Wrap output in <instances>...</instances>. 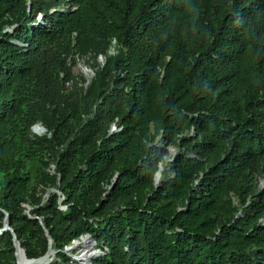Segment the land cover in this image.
I'll return each mask as SVG.
<instances>
[{
    "label": "trees",
    "instance_id": "16d2710c",
    "mask_svg": "<svg viewBox=\"0 0 264 264\" xmlns=\"http://www.w3.org/2000/svg\"><path fill=\"white\" fill-rule=\"evenodd\" d=\"M262 179L264 0H0V264H264Z\"/></svg>",
    "mask_w": 264,
    "mask_h": 264
},
{
    "label": "rangeland",
    "instance_id": "374dc122",
    "mask_svg": "<svg viewBox=\"0 0 264 264\" xmlns=\"http://www.w3.org/2000/svg\"><path fill=\"white\" fill-rule=\"evenodd\" d=\"M56 12H58L57 9H52L50 11V14L53 15V14H56ZM38 19H39V21H43V20H45V16L41 15V16H39ZM109 54L111 56L118 54V47L115 43H113V46H112ZM106 60H107V58L105 56H100L98 58H94V56H92V55H87V56L76 55L73 58V63H74L73 73H74V76L77 77L79 80L82 79L83 82L80 85L81 88H83L85 90H87L89 88V86L91 85L93 80L96 78V74H97L98 70L100 68H103V66L105 65ZM66 87L68 90H72L73 82L67 83ZM37 127H40L42 129V132L40 133L38 130L33 128V134L35 136L42 137V136H45L47 134L46 128H44L41 124H38ZM113 129H114V126L112 127V131H115ZM171 153L176 154V150L172 149ZM52 169H53V171L55 170L54 166H52ZM162 170H163V168H162ZM160 173L164 176V172H160ZM163 179H164V177H163ZM162 180L159 183L157 182V184H160L162 182ZM261 185H262V188H264V179L261 180ZM50 193H57L58 195H61V193L59 191L55 192V191L51 190L48 194L45 195V199H48L50 197ZM62 209L65 210V208H62ZM30 210H31V208H30ZM27 213H29V212H27ZM85 241H87L89 243V245L91 244V246L93 248L92 251L90 250L91 247L85 248V245H83V243ZM73 246L75 247V249L70 251V252H67L71 258L81 259L84 257L85 251H91L94 254H96L97 256L95 258H97L101 254V252L98 250L96 243L93 240H88L86 237H84L81 241L75 242L73 244ZM95 258H92L89 256L86 262L83 260H81V262H83L85 264H92V261ZM51 261H52V259H51Z\"/></svg>",
    "mask_w": 264,
    "mask_h": 264
},
{
    "label": "water",
    "instance_id": "95a60500",
    "mask_svg": "<svg viewBox=\"0 0 264 264\" xmlns=\"http://www.w3.org/2000/svg\"><path fill=\"white\" fill-rule=\"evenodd\" d=\"M162 174L159 172L158 174H157V176H156V183H157V179H158V177L159 176H161ZM53 191H57V190H53ZM263 224H264V221L262 222ZM4 231H9V232H11L12 233V235H13V241H14V245H15V249H16V258H17V264H18V253H19V250H22L23 251V253H24V255H25V257L27 258V256H26V253H25V250L21 247V245H20V242L18 241V239H17V236H16V233L14 232V230L10 227V225H9V220L7 219L6 221H5V229H4ZM47 236L49 237V239H50V243H51V245H52V239L50 238V236H49V234H48V232H47ZM86 238L88 239V240H93L92 239V237L91 236H86ZM83 239V238H82ZM75 249V247L72 245V246H70V247H68L67 249H66V252H70V251H72V250H74ZM55 254V252L53 251V250H50L44 257H42V258H40V259H33V260H31V259H28L30 262H31V264H48V263H50V259H49V255L50 254ZM75 260H77V261H80L81 262V259H78V258H74ZM83 264H85V263H83Z\"/></svg>",
    "mask_w": 264,
    "mask_h": 264
},
{
    "label": "bare ground",
    "instance_id": "6f19581e",
    "mask_svg": "<svg viewBox=\"0 0 264 264\" xmlns=\"http://www.w3.org/2000/svg\"><path fill=\"white\" fill-rule=\"evenodd\" d=\"M36 130H38L40 133L42 132V129L41 128L36 127ZM162 179H163V175H161V176L158 177L157 182L159 183ZM83 245H85V248H90L91 247L90 250L92 251L93 248H92L91 244L89 245V243L87 241H85L83 243ZM91 251H85L84 252L85 255H84L83 258H81V260H83V261L86 262L89 256L92 257V258H95L97 255L94 254ZM53 257H54V254L51 253L49 255V259L51 260ZM18 264H31V262L25 257V255H24V253H23L22 250H19V253H18Z\"/></svg>",
    "mask_w": 264,
    "mask_h": 264
},
{
    "label": "built area",
    "instance_id": "2783aa9c",
    "mask_svg": "<svg viewBox=\"0 0 264 264\" xmlns=\"http://www.w3.org/2000/svg\"><path fill=\"white\" fill-rule=\"evenodd\" d=\"M36 127H37V126H35L34 128L36 129ZM38 128H40V127H38ZM113 130H115V132H116V131H118L119 129L117 128L116 125H114V129H113ZM113 132H114V131H113Z\"/></svg>",
    "mask_w": 264,
    "mask_h": 264
}]
</instances>
